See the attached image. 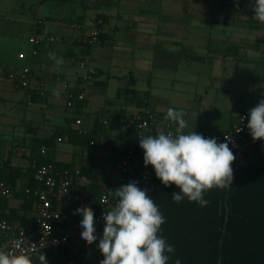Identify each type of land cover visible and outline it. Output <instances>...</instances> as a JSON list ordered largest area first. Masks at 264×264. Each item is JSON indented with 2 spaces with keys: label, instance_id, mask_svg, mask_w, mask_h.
Instances as JSON below:
<instances>
[{
  "label": "crops",
  "instance_id": "obj_1",
  "mask_svg": "<svg viewBox=\"0 0 264 264\" xmlns=\"http://www.w3.org/2000/svg\"><path fill=\"white\" fill-rule=\"evenodd\" d=\"M254 5L255 0H0V65L31 69L44 90L39 97L15 89L0 73V163L19 171L3 212L17 210L27 222L38 219L36 204L28 208L23 198L34 168L30 147L55 131L69 135L53 139L42 157L59 170L78 171L76 185L93 194L113 186L114 158L129 146L120 126L134 113L148 111L157 126L175 128L163 122L172 107L187 113L185 133L228 131L241 112L264 99V23L252 19ZM98 23L103 41L83 47ZM33 35L53 39L36 56ZM49 52L63 58L59 71ZM129 88L142 104L123 93ZM68 92L84 93L85 100L68 107ZM248 138L237 168L264 169V141H253L249 132ZM258 177L240 192L241 206L264 202V173ZM75 240L68 252L80 264Z\"/></svg>",
  "mask_w": 264,
  "mask_h": 264
},
{
  "label": "clouds",
  "instance_id": "obj_2",
  "mask_svg": "<svg viewBox=\"0 0 264 264\" xmlns=\"http://www.w3.org/2000/svg\"><path fill=\"white\" fill-rule=\"evenodd\" d=\"M252 11V19L264 23V0H255ZM48 56L59 71L63 58L53 52ZM52 94L59 98L60 91L54 89ZM186 116L185 111L169 107L163 122L175 125V128L155 135H141L139 147L144 153V166L151 165L156 178L165 187L175 185L179 189L171 194L173 202L187 198L189 202L205 207L209 203L205 199L207 191L231 187L234 179L231 165L235 155L229 148L232 143L229 137H225L224 143H217L216 138H205L193 129L185 133ZM245 118L252 140L264 141V99L240 120ZM108 195L116 200L102 214L104 227L97 247L104 258L99 264H169L175 248L161 235L165 217L147 194V189L138 187L137 181H130L109 190ZM77 213L82 215L80 235L90 245L97 240L95 213L88 206L78 207L73 214ZM16 247L17 250L0 248V264H48L45 254L39 252L40 246L20 240ZM35 253L38 254L34 257ZM174 264H181V261L177 258Z\"/></svg>",
  "mask_w": 264,
  "mask_h": 264
},
{
  "label": "trees",
  "instance_id": "obj_3",
  "mask_svg": "<svg viewBox=\"0 0 264 264\" xmlns=\"http://www.w3.org/2000/svg\"><path fill=\"white\" fill-rule=\"evenodd\" d=\"M101 25L102 23L97 24L98 30ZM100 41H103L101 32L97 39V42ZM91 46L92 44H83V47L90 48ZM123 93L130 94L138 104H142V100L137 99L135 90L129 88ZM123 123L120 126L121 134L129 141L130 145L134 141L135 135L133 131H123ZM156 124L157 122H153L152 126ZM62 132L69 135L68 131L58 130L48 140H33L30 147L31 163L34 166L33 174L36 167L44 164H52L57 171H65L59 170L54 162L41 155V149L43 147L51 148L52 140L62 137ZM236 156L231 165L234 175L231 187L224 190L213 188L207 191L205 199L209 203L205 207H201L196 202H189L187 198L179 203L173 202L171 194L179 191L175 185L163 186L151 196L165 217L166 222L161 226V235L175 248V253L171 254L172 259L169 264H174L177 258L181 264H264V220H262L260 212L264 210V202L261 200L254 205L248 203L247 206H241L238 200L245 184L258 181L260 179L258 175L263 174L264 169L239 166L234 170ZM66 171L70 170L66 169ZM15 172L19 173L17 169L0 163V182L9 184L12 193ZM38 187L39 185L31 175L27 188L33 190ZM106 187L110 190L114 189L112 185ZM82 190L88 192L92 198H96L100 194V190L95 194L84 188ZM23 198L28 208L35 203V198L32 195L24 194ZM7 201L8 199L0 196V220L27 224L28 222L18 214L17 210L3 212ZM225 202H227V206H225ZM78 207L82 206L63 202L61 211L75 216L76 214L73 213ZM39 252L45 254L48 264H74L68 247L58 246ZM37 254L35 253L34 257Z\"/></svg>",
  "mask_w": 264,
  "mask_h": 264
},
{
  "label": "built area",
  "instance_id": "obj_4",
  "mask_svg": "<svg viewBox=\"0 0 264 264\" xmlns=\"http://www.w3.org/2000/svg\"><path fill=\"white\" fill-rule=\"evenodd\" d=\"M99 33L98 29L93 30L88 38L83 41V44L93 45L96 43ZM46 42H53V39H43L37 35L31 36L29 43L32 45V56H36L38 47ZM0 73L15 89L35 92L39 97H44L41 79L37 78L31 69H6L0 65ZM73 100L83 102L85 94L68 92L66 102L68 107H72ZM249 110L241 112L228 131L214 134L205 130L200 134L205 138H216L217 143H224L225 137H229L232 141V143H229V148L234 155H237L241 147L249 139L248 121L246 118L243 121L240 120V117H247ZM153 122H157L156 115L148 111L134 113L124 121L122 130L133 131L135 138L124 151L114 158V167L117 172L113 183L114 189L126 185L130 181H137L138 187L147 189V194L152 196L164 186L156 178L153 167L151 165L144 166V153L139 147L141 135H155L159 131L163 130L166 132L170 129L164 124L152 126ZM75 124L80 125L81 122L77 120ZM239 129L241 130L239 131ZM57 141L60 142L61 140L58 138ZM46 151L47 148L43 147L41 149L42 154ZM78 174V171H57L52 164L36 167L33 179L39 187L33 190L26 188L24 192L26 195H32L35 198L38 219L27 224H22L18 221L8 222L0 220V248L17 250V242L20 240L40 246L39 251L58 246L69 248L83 231L79 224L82 215L77 213L73 216L62 212L61 204L63 202L90 207L95 213V228L102 226L104 224L102 214L114 205L116 198L108 195L110 189L106 186L101 188L98 197L92 198L88 192L83 191L82 188L76 185L75 177ZM12 194L9 186L4 182H0V196L9 199ZM105 197H107L106 200Z\"/></svg>",
  "mask_w": 264,
  "mask_h": 264
},
{
  "label": "rangeland",
  "instance_id": "obj_5",
  "mask_svg": "<svg viewBox=\"0 0 264 264\" xmlns=\"http://www.w3.org/2000/svg\"><path fill=\"white\" fill-rule=\"evenodd\" d=\"M20 40L27 45L26 38L24 34L20 37ZM97 43V42H96ZM20 44L17 45V47ZM104 224L98 228H96V235L97 240L92 244H86L82 239L81 235L78 239L75 240V247H74V255L80 259V264H99V261L102 260L104 257L101 255L97 245L99 243V239L103 233Z\"/></svg>",
  "mask_w": 264,
  "mask_h": 264
},
{
  "label": "water",
  "instance_id": "obj_6",
  "mask_svg": "<svg viewBox=\"0 0 264 264\" xmlns=\"http://www.w3.org/2000/svg\"><path fill=\"white\" fill-rule=\"evenodd\" d=\"M237 166H238V161L236 160V162H235V168H237ZM225 206H227V202H225Z\"/></svg>",
  "mask_w": 264,
  "mask_h": 264
}]
</instances>
